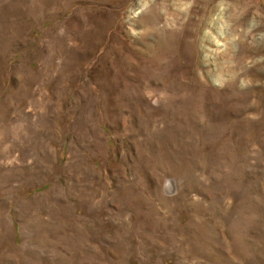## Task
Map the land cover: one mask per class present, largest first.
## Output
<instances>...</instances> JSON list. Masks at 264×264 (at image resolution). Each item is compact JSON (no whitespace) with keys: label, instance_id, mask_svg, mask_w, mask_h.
<instances>
[{"label":"rangeland","instance_id":"obj_1","mask_svg":"<svg viewBox=\"0 0 264 264\" xmlns=\"http://www.w3.org/2000/svg\"><path fill=\"white\" fill-rule=\"evenodd\" d=\"M0 264H264V0H0Z\"/></svg>","mask_w":264,"mask_h":264}]
</instances>
